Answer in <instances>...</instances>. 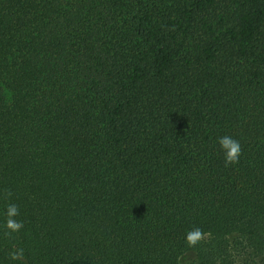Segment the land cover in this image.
<instances>
[{"label": "trees", "instance_id": "trees-1", "mask_svg": "<svg viewBox=\"0 0 264 264\" xmlns=\"http://www.w3.org/2000/svg\"><path fill=\"white\" fill-rule=\"evenodd\" d=\"M247 253L264 264V0H0V264Z\"/></svg>", "mask_w": 264, "mask_h": 264}, {"label": "clouds", "instance_id": "clouds-1", "mask_svg": "<svg viewBox=\"0 0 264 264\" xmlns=\"http://www.w3.org/2000/svg\"><path fill=\"white\" fill-rule=\"evenodd\" d=\"M221 150L224 151L225 166L230 164H236L239 161L241 155V146L238 140H235L229 136L220 137L217 140ZM6 222L5 227L9 232L18 231L22 226L20 222L14 219L19 214L18 208L15 205H8L6 209ZM203 238L202 230L198 227H194L186 234V242L189 245H195Z\"/></svg>", "mask_w": 264, "mask_h": 264}, {"label": "rangeland", "instance_id": "rangeland-1", "mask_svg": "<svg viewBox=\"0 0 264 264\" xmlns=\"http://www.w3.org/2000/svg\"><path fill=\"white\" fill-rule=\"evenodd\" d=\"M234 237H231V240ZM236 261L243 263V264H263V262L261 261L260 257L252 254V253H247V254H242V255H236ZM194 258L193 254H189V255H184L182 256V261L187 262L190 261L191 259Z\"/></svg>", "mask_w": 264, "mask_h": 264}]
</instances>
